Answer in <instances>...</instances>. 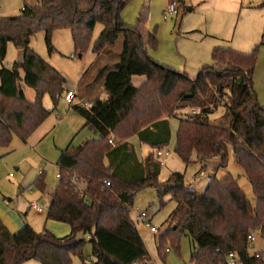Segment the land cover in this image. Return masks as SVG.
Masks as SVG:
<instances>
[{
  "label": "trees",
  "instance_id": "16d2710c",
  "mask_svg": "<svg viewBox=\"0 0 264 264\" xmlns=\"http://www.w3.org/2000/svg\"><path fill=\"white\" fill-rule=\"evenodd\" d=\"M132 1L40 0L17 16L0 17V149L9 147L14 137L27 142L51 115L43 98L49 95L57 105L69 91L61 72L31 49L37 32L45 33L51 53L54 32L68 29L79 57L89 50L97 24L103 29L92 45L96 55L113 56L119 36L124 37L119 62L102 69L95 83L102 81L107 97L72 107L98 138L79 146L70 143L57 162L60 177L50 195L46 219L68 224L70 235L56 237L46 230L36 233L27 224L11 232L0 219V264L30 260L72 264L73 257L81 264L150 261L131 217L135 195L148 187L156 189L161 206L166 196L177 204L157 239L161 254L171 251L165 247L167 241L176 246L186 234L193 246L192 264H228L229 255L238 264H264L261 254L256 257L249 244L252 233L264 239V107L253 89L256 50L243 54L215 48L212 59L223 67L207 65L190 78L148 54L149 47H158L155 35L144 40L140 30L123 19L122 12ZM260 7L264 9V2ZM261 42L264 45V31ZM10 43L24 50L23 59L13 69L3 65ZM137 76L146 77L139 87L132 83ZM24 85L35 91L34 101L25 95ZM184 110L195 113L179 119L175 153L186 164L196 154L202 163L220 158L225 167L231 147L235 162L244 168L251 184L254 203L231 175L212 177L202 193L190 190L182 173H173L164 184L159 183L161 163L156 153L171 141L168 120ZM220 110V120L213 121L211 116ZM111 134L118 141L115 146L109 143ZM135 135L152 149L143 163L137 161L128 143ZM119 163L126 165L125 171ZM72 174L86 182L87 199L70 187ZM35 186L47 192L43 173ZM87 244L92 260L84 255Z\"/></svg>",
  "mask_w": 264,
  "mask_h": 264
},
{
  "label": "rangeland",
  "instance_id": "374dc122",
  "mask_svg": "<svg viewBox=\"0 0 264 264\" xmlns=\"http://www.w3.org/2000/svg\"><path fill=\"white\" fill-rule=\"evenodd\" d=\"M40 0H0V17L17 16L26 6H34ZM251 6L250 9H241L240 3ZM264 0H133L123 10L124 22L135 27L146 40L149 34L156 37L158 47L148 48V54L157 63L164 64L175 71L185 73L190 78L198 76L200 70L209 65L222 68L212 59L215 48H230L243 54H251L256 50V64L253 70V89L256 90L259 103L264 107V45L261 37L264 31V9L260 7ZM175 3L176 13L165 18L169 6ZM103 26L97 24L94 29L91 45L82 57L76 53L73 45L72 33L66 30L54 32L52 38L53 51L49 53L46 36L37 32L31 40L30 47L43 60L54 66L67 79L66 90L76 91L80 96L73 103L89 102L90 91L103 93L102 81L97 83V77L105 67H114L119 62V56L124 50V37L120 35L112 51L113 56L105 53L96 55L93 52V43L102 32ZM8 53L3 65L13 69L18 57V49L12 43L8 44ZM2 65L0 64V70ZM146 77H134L133 85L138 87ZM23 90L29 100L36 99L35 91L24 85ZM64 95L57 105L49 95L43 98L44 107L51 112L44 125L33 134L27 142L14 137L11 145L0 149V219L11 232H17L25 225H30L36 233L48 231L56 237H66L71 233L68 224L47 220L46 215L50 207V195L58 184L59 168L57 162L62 150L70 143L75 146L83 145L90 139L98 136L88 127L85 120L65 101ZM105 96V95H104ZM75 98V99H76ZM72 104V105H73ZM195 113L184 110L177 113V117L169 120L171 126V141L163 148L170 153L168 157L159 159L161 173L159 183L164 184L173 173H182L185 184L190 190L204 192L214 176L223 179L231 175L238 179L244 194L255 202L252 187L245 174L234 160L231 147L228 148L227 163L221 166L220 158H211L202 163L194 154L191 163L186 164L175 153L179 119L187 114ZM223 110L211 116L213 121L220 120ZM118 142V141H117ZM137 161L143 163L152 149L143 145L136 137H132ZM110 160L106 161L109 165ZM120 164V163H119ZM125 171L126 165H121ZM119 167V168H120ZM45 176L47 191L42 193L35 186L41 174ZM161 206L157 191L148 187L138 192L133 201L131 217L141 232L150 259L154 264H192L191 253L193 246L188 235H182L176 246L167 241L165 247L170 252L163 255L157 247V239L164 232L165 227L176 209L177 204L169 196L164 198ZM32 203L39 204L42 211L32 207ZM146 213L148 218L144 223L137 222V215ZM150 222L158 233H151L146 225ZM256 247L264 260V239L256 237ZM84 255L92 260L91 245H85ZM252 253L255 249H251ZM151 261V260H150ZM25 264H40L36 260ZM72 264H81L78 257H73Z\"/></svg>",
  "mask_w": 264,
  "mask_h": 264
},
{
  "label": "built area",
  "instance_id": "2783aa9c",
  "mask_svg": "<svg viewBox=\"0 0 264 264\" xmlns=\"http://www.w3.org/2000/svg\"><path fill=\"white\" fill-rule=\"evenodd\" d=\"M174 13H176L175 3L169 6L168 10L165 12V18H168L171 15H174ZM75 98H76L75 91L69 90L65 97V101L67 103H71L74 101ZM108 140H109V143L113 146L117 144V139H115V137L112 134L108 137ZM156 154L159 158L170 156V153H168V151H165V150H159L157 151ZM59 177L60 175H58V178ZM69 182H70V187H72L77 194H79L82 198L87 199L88 194H87L86 182L79 175L72 174L70 176ZM104 184L108 187H111V184L108 181H105ZM32 207L35 209H38L39 212L42 211V208H39V205L36 203H32ZM147 218L148 216L146 215V213L142 212L139 215H137L136 221L144 223ZM146 225L149 227V230L152 233L159 232L154 226L150 225L149 222ZM258 236H260L259 233L258 234L252 233L249 236V244L251 246V249H255V252L253 253L255 254L256 257H259V254H260V247L259 249L256 247L257 245L256 237ZM150 260L151 261H148V260L138 261V262H135V264H154L152 259ZM227 260H228V264H238L234 255H229Z\"/></svg>",
  "mask_w": 264,
  "mask_h": 264
},
{
  "label": "crops",
  "instance_id": "0c3cea01",
  "mask_svg": "<svg viewBox=\"0 0 264 264\" xmlns=\"http://www.w3.org/2000/svg\"><path fill=\"white\" fill-rule=\"evenodd\" d=\"M241 1V0H240ZM240 6H241V9H243V8H245V9H250L251 8V6H244V4H243V2H241L240 3ZM23 56H24V50H22V49H20V50H18V57H17V60H16V62H20L22 59H23ZM145 82V81H144ZM143 82V83H144ZM141 85V84H140ZM139 85V86H140ZM138 86V87H139ZM89 92H91V94L89 95V101H91V100H93V99H96V98H99V97H102V98H106L107 97V94L106 93H98L97 91H95V90H92V91H90V89L88 90ZM104 91V90H103ZM75 94H76V97H78L79 95L77 94V92L75 91ZM105 95V96H104ZM80 97V96H79ZM77 100V98L76 99H74V101L73 102H71V103H67V104H69V105H71V107H73L74 105H76V104H84L82 101H80L79 100V102H76L75 104H73L75 101ZM85 103H87V101L85 102ZM73 104V105H72ZM170 120V119H169ZM168 120V121H169ZM46 122V121H45ZM44 122V123H45ZM44 123L41 125V127L44 125ZM40 127V128H41ZM39 128V129H40ZM170 128H171V126H170ZM38 129V130H39ZM37 130V131H38ZM36 131V132H37ZM35 132V133H36ZM34 133V134H35ZM133 137H136L137 139H138V137L135 135V136H133ZM132 138V137H131ZM170 138H171V136H170ZM172 139V138H171ZM91 140V139H90ZM139 140V139H138ZM130 141H131V139L130 140H128V143L131 145V147H133V145L130 143ZM140 141V140H139ZM141 143V142H140ZM142 144V143H141ZM144 145V144H143ZM147 146V145H146ZM134 149V148H133ZM163 150H165L164 148H163ZM54 192V191H53ZM48 193V194H47ZM45 194H47L48 196L50 195V193L47 191ZM52 194V193H51ZM37 204V203H36ZM39 205V204H38ZM150 223V222H149ZM151 225V224H150ZM153 226V225H152ZM8 228V227H7ZM139 231V230H138ZM140 232V231H139ZM141 233V232H140ZM152 233V232H151ZM156 234V233H155ZM141 236H142V234H141ZM143 238V237H142ZM145 240V239H144Z\"/></svg>",
  "mask_w": 264,
  "mask_h": 264
},
{
  "label": "water",
  "instance_id": "95a60500",
  "mask_svg": "<svg viewBox=\"0 0 264 264\" xmlns=\"http://www.w3.org/2000/svg\"><path fill=\"white\" fill-rule=\"evenodd\" d=\"M82 56H80V58H81Z\"/></svg>",
  "mask_w": 264,
  "mask_h": 264
}]
</instances>
